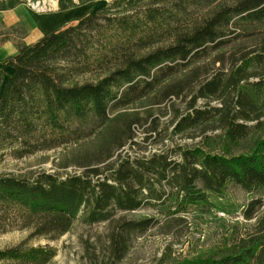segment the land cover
<instances>
[{"label":"trees","instance_id":"trees-1","mask_svg":"<svg viewBox=\"0 0 264 264\" xmlns=\"http://www.w3.org/2000/svg\"><path fill=\"white\" fill-rule=\"evenodd\" d=\"M28 1L0 0V11ZM94 1L57 0V10ZM74 22L14 44L17 53L0 62V160L94 136L92 161L80 174L0 173V233L13 223L55 239L77 220L104 223L105 264H122L134 238L152 229L181 237L189 215L219 209L230 185L264 188V0H109ZM16 30L2 31L0 44ZM161 106L171 115L169 143L140 156V143L161 134ZM261 207L252 199L242 217ZM144 208L153 214L122 215ZM55 255L19 244L0 250V264H48ZM167 264H264V216Z\"/></svg>","mask_w":264,"mask_h":264},{"label":"rangeland","instance_id":"rangeland-1","mask_svg":"<svg viewBox=\"0 0 264 264\" xmlns=\"http://www.w3.org/2000/svg\"><path fill=\"white\" fill-rule=\"evenodd\" d=\"M108 1L98 0L66 12H59L55 0H29L13 13L12 16L20 24H16L17 30L11 32L6 38L13 44L30 43L44 33H50L68 24H75L73 21L76 18L89 12H96L99 8L106 6ZM13 44L7 48L6 55L11 56L17 53V48ZM5 73L9 71L5 70ZM154 116L158 118L157 124L159 130H162L161 134L140 143L136 150V154L140 156L156 152L158 148L169 143L166 136L169 133V127L168 132L164 127L171 124V115L161 106L155 107ZM86 130L90 133L91 128L88 127ZM135 131V140L142 142V129L136 128ZM93 139L94 136H89L83 141L67 143L23 159L6 156L0 160V173L16 176H27L42 171L56 172L61 175L80 174L83 171L81 164L92 161L86 157V153L93 146ZM173 141L190 145L198 142L199 139L175 136ZM116 156L117 154L112 159ZM252 199L262 200V207L253 219L245 220L242 217V210ZM218 202H220L219 209H214L208 214L199 212L190 214L188 229L181 237L164 236L152 229L134 238L122 264H167L173 260L194 256L200 251L228 242L235 234L251 230L264 216V188L257 193L249 194L238 186L230 185L226 197ZM152 214V210L144 208L122 215L127 219H139ZM6 224L7 230L0 233V250L19 244H24L25 247H50L55 250L56 255L48 264L107 263L108 238L104 223L89 226L77 220L69 232L55 239L50 236L33 235L30 229H17L13 223Z\"/></svg>","mask_w":264,"mask_h":264},{"label":"crops","instance_id":"crops-1","mask_svg":"<svg viewBox=\"0 0 264 264\" xmlns=\"http://www.w3.org/2000/svg\"><path fill=\"white\" fill-rule=\"evenodd\" d=\"M56 1V4H57V0H55ZM94 2H96V1H94ZM90 3H93V2H90ZM87 4H89V3H87ZM86 5V4H85ZM23 5H20V6H18L17 8H15V9H13V10H10V11H0V33L2 32V31H4V30H6V29H8V28H10V27H12V26H15L16 24H20L19 23V21L17 20V19H15L14 18V16H12L13 15V13L14 12H16V11H18L21 7H22ZM82 6H84V5H82ZM56 7H57V5H56ZM78 7H81V6H78ZM78 7H75V8H78ZM75 8H71V9H68V10H72V9H75ZM68 10H65V11H59V12H66V11H68ZM74 22V21H73ZM75 23V22H74ZM70 24H68V25H66V26H64V27H62V28H65V27H67V26H69ZM22 27L24 28V26H23V24H22ZM62 28H60V29H62ZM57 30H59V29H57ZM46 34H48V33H44V34H42V35H40L39 37H37L34 41H32V42H30V43H24V44H31V43H34V42H36V41H38L40 38H42L43 36H45ZM1 37V36H0ZM11 44H13L12 43V41H7V42H5V43H3V44H0V62L1 61H4L7 57H8V55H6V50H7V48L11 45ZM14 45V44H13ZM10 56V55H9ZM5 70H8L9 71V73H10V70L9 69H5Z\"/></svg>","mask_w":264,"mask_h":264}]
</instances>
